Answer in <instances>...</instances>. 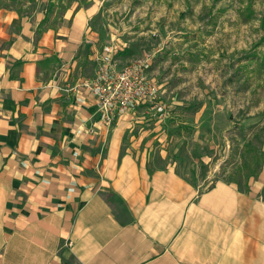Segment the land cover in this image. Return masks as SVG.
I'll use <instances>...</instances> for the list:
<instances>
[{
    "label": "crops",
    "instance_id": "crops-1",
    "mask_svg": "<svg viewBox=\"0 0 264 264\" xmlns=\"http://www.w3.org/2000/svg\"><path fill=\"white\" fill-rule=\"evenodd\" d=\"M97 13L37 36L48 15L0 7V264H264L263 174L200 190L124 144L136 108L100 121L81 83L122 47Z\"/></svg>",
    "mask_w": 264,
    "mask_h": 264
},
{
    "label": "rangeland",
    "instance_id": "rangeland-1",
    "mask_svg": "<svg viewBox=\"0 0 264 264\" xmlns=\"http://www.w3.org/2000/svg\"><path fill=\"white\" fill-rule=\"evenodd\" d=\"M0 7L34 21L48 15L37 36L66 25L64 13L98 8L90 26L99 45L122 47L109 57L119 69L150 56L145 74L157 88L133 107L124 144L135 142L152 165L175 166L200 190L218 181L247 188L251 175L264 176V0H0Z\"/></svg>",
    "mask_w": 264,
    "mask_h": 264
},
{
    "label": "built area",
    "instance_id": "built-area-1",
    "mask_svg": "<svg viewBox=\"0 0 264 264\" xmlns=\"http://www.w3.org/2000/svg\"><path fill=\"white\" fill-rule=\"evenodd\" d=\"M150 59L148 56L119 69L113 58L101 57L94 78L81 83L96 96L102 123L110 125L117 115L146 103L156 94L157 88L145 74Z\"/></svg>",
    "mask_w": 264,
    "mask_h": 264
}]
</instances>
